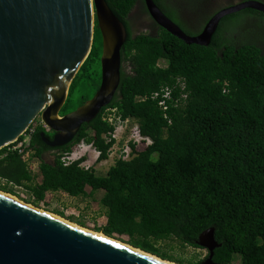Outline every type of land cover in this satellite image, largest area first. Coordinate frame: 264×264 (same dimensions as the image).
Masks as SVG:
<instances>
[{
  "label": "trees",
  "instance_id": "16d2710c",
  "mask_svg": "<svg viewBox=\"0 0 264 264\" xmlns=\"http://www.w3.org/2000/svg\"><path fill=\"white\" fill-rule=\"evenodd\" d=\"M106 1L127 29L114 98L71 142L56 146L53 159L43 156L53 148L42 132L51 134L36 119L27 131L29 158L13 145L0 150V189L16 194L14 187H20L19 198L38 208L50 195L96 199L103 189L98 202L105 223L98 232L180 264H264V38L251 36V24L264 20V12L245 8L224 16L205 46L187 43L157 23L156 33L135 34L129 14L138 0ZM155 2L193 34L167 0ZM139 3L147 10L144 0ZM231 23L240 26L238 32L227 31ZM101 55L96 26L92 50L61 114L98 90ZM164 88L171 96L163 97ZM112 110L133 119L144 137L129 143V157H117L105 174L86 167L85 156L66 164L63 157L81 143L100 152L97 161L110 157L116 125L105 116ZM210 227L220 243L212 263L210 251L197 242ZM185 247L206 253L192 260L183 256Z\"/></svg>",
  "mask_w": 264,
  "mask_h": 264
},
{
  "label": "water",
  "instance_id": "95a60500",
  "mask_svg": "<svg viewBox=\"0 0 264 264\" xmlns=\"http://www.w3.org/2000/svg\"><path fill=\"white\" fill-rule=\"evenodd\" d=\"M144 1L163 28L187 43L205 46L224 16L246 7L264 11V3L256 0L225 7L192 36L155 0ZM96 26L102 35L100 86L82 105L61 114L92 50ZM126 39L125 24L106 0H0V150L36 119L54 132L52 139L42 132L48 145L71 142L114 98ZM123 242L0 191V264H175ZM197 242L210 251L207 262L212 263L220 245L215 228L204 230Z\"/></svg>",
  "mask_w": 264,
  "mask_h": 264
},
{
  "label": "rangeland",
  "instance_id": "374dc122",
  "mask_svg": "<svg viewBox=\"0 0 264 264\" xmlns=\"http://www.w3.org/2000/svg\"><path fill=\"white\" fill-rule=\"evenodd\" d=\"M97 39L99 42L100 39L99 38ZM160 64L166 65V62L161 61ZM134 124L135 121L133 119L127 125L125 124V126L123 127V132H121L119 135L116 149L114 153L107 160L97 161V157H95L96 156L95 149L90 145L81 143L76 151L81 153L85 152L84 156L87 158L86 164L93 166L98 174H105L106 171L109 169V167L115 162V159L119 157V155L121 154L122 146L125 144V142H127L131 138ZM14 190L16 191V194L9 192L7 193L13 195L16 198H19L18 194L22 193L23 190L20 187H14ZM98 191L100 192L96 194V196L98 197L96 199L94 197H88L87 199L75 198L73 196L62 193L54 194L52 196L50 195L47 197L46 200L47 204L43 205L41 208L50 213H55L56 215L66 220H69L75 224L81 225L80 223H83L84 225L81 226L87 229L95 230L97 226H101L105 223L103 208L101 207V204L98 202L100 196L104 194V190L101 189ZM56 212H63L65 216H61ZM184 249L185 250L183 251L184 252L183 256L185 258H192V260H195L197 256L203 257V255L206 253V249H201V248L185 247ZM180 253H181L180 251L175 252L177 256H179Z\"/></svg>",
  "mask_w": 264,
  "mask_h": 264
},
{
  "label": "flooded vegetation",
  "instance_id": "af4514ba",
  "mask_svg": "<svg viewBox=\"0 0 264 264\" xmlns=\"http://www.w3.org/2000/svg\"><path fill=\"white\" fill-rule=\"evenodd\" d=\"M245 1H250V0H167V3L171 6L172 9H174L177 12V14L179 15V18L182 20V22L188 28H190L192 30V32H193L192 36H193V35L200 34L202 32V30L204 29V27L206 26V24L209 22V20L216 13L221 11L223 8L234 6V5H239ZM256 1H261L264 3V0H256ZM141 6L142 5L139 3V0H138L137 4L133 7L132 11L129 14V18L131 21L130 26H131L132 31L135 34L140 33L142 31L150 32V33H156L157 29L159 28L156 25V23H157L156 20L152 17L148 8H146L147 10L144 11L141 8ZM246 8H249V7H246ZM243 9H245V8H243ZM243 9H240V10H243ZM240 10L234 11L232 13L239 12ZM261 12H264V11H261ZM232 13H230V14H232ZM253 21L255 22L254 19H253ZM220 22H221V20H220ZM157 24H158V26H161L159 23H157ZM251 25L255 26V28H256L255 34H251V36H253V35L260 36L261 35L262 38H264V20H256V24L252 23ZM239 28H240V26L238 24L236 26L234 23H231V25L228 26L227 31L229 32L231 30L236 29L238 32ZM242 30H244V28ZM259 41H260V43L262 42L261 40H259ZM263 44H264V42H263ZM263 44H262V46L264 48ZM46 130H47V132H50V134H51L49 139H52L54 136V132L50 131V129H47V128H46ZM49 146H51V145H49ZM51 147L53 149L46 150V152L43 155L46 159H48L47 156H50L51 154L54 155L55 152L58 151L56 149V146H51Z\"/></svg>",
  "mask_w": 264,
  "mask_h": 264
},
{
  "label": "built area",
  "instance_id": "2783aa9c",
  "mask_svg": "<svg viewBox=\"0 0 264 264\" xmlns=\"http://www.w3.org/2000/svg\"><path fill=\"white\" fill-rule=\"evenodd\" d=\"M162 92H163V97H169V96H171V89L170 88H164V89H162ZM158 95H159V93H155V96H158ZM160 105L163 106V107H165V101L161 99L160 100ZM105 117H106V119L109 122L115 123V125H116L115 131L112 134V138H115L116 142L113 145V147L111 148V153H110V156H111L114 153L115 149H116L117 141L119 139V135H120L121 132H123V127L125 126V124L127 125L132 119L127 118V119L123 120L120 116H117L116 115L115 110H112V113L111 112L108 113ZM23 135H24V138L23 139H18V140H16L15 142H13L10 145H13L12 146L13 149L18 150L19 152H24L25 153V156L27 158H29L30 155H31V150L32 149L25 148V145L27 146L29 144L30 138H29V135H28L27 132L25 134H23ZM143 139H144V137L141 136V134L139 133V127L135 123L134 126H133V130H132V136L122 146L121 154L119 155V157L122 156L123 158H128L129 155H130V152H131V146H130L129 143L132 140L134 142L140 143ZM148 141H149V139H148ZM86 145H88V144H86ZM95 151L97 152V159H98V156H99L100 152L97 151V150H95ZM84 155H85V152L84 153H81V152H78V151H74V152H72L70 154L65 155L63 157V160L67 164V163H69V162H71V161H73L75 159H78V158L84 156ZM84 165L86 167H90V165L86 164V162H84ZM34 166H36V163H34Z\"/></svg>",
  "mask_w": 264,
  "mask_h": 264
},
{
  "label": "bare ground",
  "instance_id": "6f19581e",
  "mask_svg": "<svg viewBox=\"0 0 264 264\" xmlns=\"http://www.w3.org/2000/svg\"><path fill=\"white\" fill-rule=\"evenodd\" d=\"M1 191V190H0ZM19 199V198H18ZM21 200V199H20ZM39 209H41V210H43L42 208H39ZM54 215H56L55 213H53ZM89 231H94L95 232V230H93V229H88ZM99 234H101V232H99ZM124 243V242H123ZM175 264L177 263V262H174Z\"/></svg>",
  "mask_w": 264,
  "mask_h": 264
},
{
  "label": "crops",
  "instance_id": "0c3cea01",
  "mask_svg": "<svg viewBox=\"0 0 264 264\" xmlns=\"http://www.w3.org/2000/svg\"><path fill=\"white\" fill-rule=\"evenodd\" d=\"M96 152V151H95ZM48 157V159H53L54 158V155L53 154H51L50 156H47ZM95 157H97V152H96V156ZM86 162V161H85ZM88 163V162H87Z\"/></svg>",
  "mask_w": 264,
  "mask_h": 264
},
{
  "label": "clouds",
  "instance_id": "9594fccd",
  "mask_svg": "<svg viewBox=\"0 0 264 264\" xmlns=\"http://www.w3.org/2000/svg\"><path fill=\"white\" fill-rule=\"evenodd\" d=\"M109 159V158H108Z\"/></svg>",
  "mask_w": 264,
  "mask_h": 264
}]
</instances>
